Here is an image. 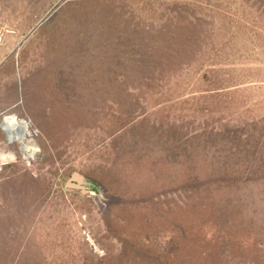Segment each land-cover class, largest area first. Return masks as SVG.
<instances>
[{
	"label": "rangeland",
	"instance_id": "374dc122",
	"mask_svg": "<svg viewBox=\"0 0 264 264\" xmlns=\"http://www.w3.org/2000/svg\"><path fill=\"white\" fill-rule=\"evenodd\" d=\"M14 113L0 264H264V0H0Z\"/></svg>",
	"mask_w": 264,
	"mask_h": 264
},
{
	"label": "built area",
	"instance_id": "2783aa9c",
	"mask_svg": "<svg viewBox=\"0 0 264 264\" xmlns=\"http://www.w3.org/2000/svg\"><path fill=\"white\" fill-rule=\"evenodd\" d=\"M13 117V118H11ZM25 122L27 125V131L22 126V123ZM5 124V129H4ZM2 129L6 134V138L9 143L11 144H19L23 154L27 152V146L36 145L35 138L39 135V130L34 127L33 122L30 118L22 116L20 114H5L3 115L2 122H1ZM16 132H19L16 136L11 133L12 127ZM28 153V152H27ZM33 154H27L24 156H32Z\"/></svg>",
	"mask_w": 264,
	"mask_h": 264
},
{
	"label": "water",
	"instance_id": "95a60500",
	"mask_svg": "<svg viewBox=\"0 0 264 264\" xmlns=\"http://www.w3.org/2000/svg\"><path fill=\"white\" fill-rule=\"evenodd\" d=\"M27 154L28 153L25 152V155ZM66 188L80 190L83 194H90L91 196H95L100 201H103L105 199V193L102 187L85 177L83 174H80L79 172H75L73 174L71 179L67 182Z\"/></svg>",
	"mask_w": 264,
	"mask_h": 264
},
{
	"label": "bare ground",
	"instance_id": "6f19581e",
	"mask_svg": "<svg viewBox=\"0 0 264 264\" xmlns=\"http://www.w3.org/2000/svg\"><path fill=\"white\" fill-rule=\"evenodd\" d=\"M11 118H13V117H11ZM22 126H24V128H25L26 131H27L28 128H27V125H26L25 122L22 123ZM4 129H5V125H4ZM11 131H12V133L14 134V136H16L17 134H19V132H16V131H15L14 126L12 127V130H11ZM32 146H34V145H32ZM32 146H27V145H26L27 150H29V151H27L29 154H32V152H33V151L31 150V147H32ZM35 148H36V151H35V153H36L38 147L35 145V146H34V150H35ZM35 153H33V154H35Z\"/></svg>",
	"mask_w": 264,
	"mask_h": 264
},
{
	"label": "clouds",
	"instance_id": "9594fccd",
	"mask_svg": "<svg viewBox=\"0 0 264 264\" xmlns=\"http://www.w3.org/2000/svg\"><path fill=\"white\" fill-rule=\"evenodd\" d=\"M17 114V113H16ZM5 115V114H4ZM8 115V114H7ZM20 115H22V114H20ZM23 116V115H22ZM25 117H28V116H25ZM3 118V117H2ZM2 118H1V122H2ZM0 127H1V130L3 131V133H4V135L6 136V134H5V132H4V130L2 129V126L0 125ZM7 139V138H6ZM7 142H8V140H7ZM9 143V142H8ZM10 145H18L19 146V144H11V143H9ZM19 149H20V151H21V153L23 154V152H22V150H21V148H20V146H19ZM25 154V153H24ZM23 154V155H24ZM34 155V154H33ZM27 157H29V156H27Z\"/></svg>",
	"mask_w": 264,
	"mask_h": 264
}]
</instances>
